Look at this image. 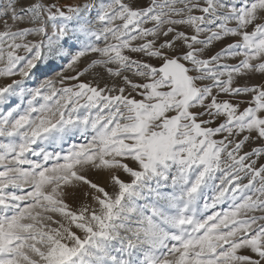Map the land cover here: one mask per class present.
I'll list each match as a JSON object with an SVG mask.
<instances>
[{"label": "snow or ice", "instance_id": "6c2138e0", "mask_svg": "<svg viewBox=\"0 0 264 264\" xmlns=\"http://www.w3.org/2000/svg\"><path fill=\"white\" fill-rule=\"evenodd\" d=\"M256 74L264 0H0V264H264Z\"/></svg>", "mask_w": 264, "mask_h": 264}, {"label": "rangeland", "instance_id": "374dc122", "mask_svg": "<svg viewBox=\"0 0 264 264\" xmlns=\"http://www.w3.org/2000/svg\"><path fill=\"white\" fill-rule=\"evenodd\" d=\"M231 39H237V38H230L229 41L227 42H231ZM217 50H218V46H217ZM63 71V69H61L60 65H56L55 69H51V68H40L37 72H36V77L33 80V85H35L38 81L43 80L44 78H51L57 81V87H60L61 85L59 84V75H57V73ZM64 75L65 76H70V75H75V73H73L71 70H67L64 71ZM12 79H19V77H12V78H0V86L5 85L7 83H11ZM84 81H88L90 79L89 76H85L81 78ZM251 83H260V82H264V78H262L259 74H256L254 76L251 77L250 80ZM76 83V81H66V86H71L72 84ZM103 83V82H102ZM117 83H119V81L117 80ZM137 99H139L140 97H136ZM222 99H226V96H222ZM245 99H248L247 97ZM246 105H241V107L243 108ZM217 139L221 138V137H216ZM86 141L84 139L81 138H76V139H72V140H68L66 142H64L61 147L66 151L69 147L72 146V144H82L85 143ZM251 145H248L244 148L243 151H248L250 150ZM48 151H60V147H54V146H49ZM63 154V153H62ZM35 159V158H34ZM51 163V162H50ZM258 163H264V159H261L260 161H258ZM96 178V177H94ZM96 179H100V178H96ZM101 182H103L101 180ZM208 195H211V192L208 193ZM201 207H202V203H201ZM227 208V204L225 205H218L216 209H209V212L206 214H210L212 211H223ZM55 226V225H53ZM243 251V250H242ZM244 254H249V255H253L250 252H245Z\"/></svg>", "mask_w": 264, "mask_h": 264}]
</instances>
